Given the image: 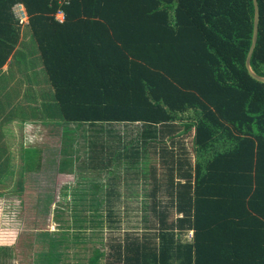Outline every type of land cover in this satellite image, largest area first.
Returning <instances> with one entry per match:
<instances>
[{
  "label": "trees",
  "instance_id": "obj_1",
  "mask_svg": "<svg viewBox=\"0 0 264 264\" xmlns=\"http://www.w3.org/2000/svg\"><path fill=\"white\" fill-rule=\"evenodd\" d=\"M16 4L54 90L49 116L65 124L57 175H75L81 162L71 124L88 155L81 165L110 174L109 196L121 182L113 165L143 175L139 162L151 152L166 168L163 185L153 171L150 193L156 224L147 231L158 243L126 235L108 264H264V83L245 67L253 1L0 0V68L20 41ZM257 4L250 68L264 78V0ZM115 124L139 130L130 143L114 134L112 153L96 132ZM190 132L191 156L180 140ZM163 188L167 201L156 198ZM189 231L185 244L175 238ZM101 257L96 250L89 264Z\"/></svg>",
  "mask_w": 264,
  "mask_h": 264
},
{
  "label": "rangeland",
  "instance_id": "obj_2",
  "mask_svg": "<svg viewBox=\"0 0 264 264\" xmlns=\"http://www.w3.org/2000/svg\"><path fill=\"white\" fill-rule=\"evenodd\" d=\"M59 15V14H58ZM57 15V16H58ZM61 16V15H59ZM20 41L17 46V55L14 57L13 68L16 73L10 77L0 80V115L2 120L10 118H20L23 115L20 101L37 104L38 94L45 95L51 101L54 97V90L48 81L49 87L43 91L30 92V82L42 79V83L47 80L46 72L39 71L42 64L37 44L27 29V26L19 27ZM16 46V47H17ZM21 63L27 66L30 72L34 67L37 73H28L24 76L22 67L16 64ZM18 68V69H17ZM15 76L17 80H15ZM12 83V87L9 84ZM40 83V82H39ZM25 85L28 90L22 89ZM34 93V95H33ZM19 97V98H16ZM37 96V97H36ZM5 98V99H4ZM55 99V98H54ZM32 106V107H33ZM39 113L33 109V115ZM40 118H31V122ZM5 121V120H4ZM24 117L17 120L18 133L28 130L29 140H37L36 147L42 149V166L39 171L26 172L19 170L16 165L15 170L7 171L3 175V186L0 187V264H89L96 250L102 252L103 257L99 259L98 264H108L111 262V246L116 242H123L126 235H133L143 238L147 235L151 238V243H158L152 231H147L155 226L151 204L153 199L150 195L154 186L153 171L162 185L165 184L166 168L160 163L157 156L148 152L142 156L139 162V175L131 174L126 171V165L123 163L120 171L115 172L114 165L109 168L121 177L117 185V194L109 196L107 193V183L110 174L107 169L98 172H91L85 169L81 162L85 161L87 153L83 150L81 143L80 129L75 133L76 148L80 149L79 160L75 165V175L61 176L57 175V162L62 157L61 146L56 139L50 138L47 134L35 132L37 129L32 126H26L22 130ZM182 122L176 126L181 127ZM109 126V125H108ZM103 126V133L96 132L97 143L104 141L110 145V152L114 153L117 140H113L114 134L124 136L132 130V137L124 139L128 143L137 136L139 126L115 124L110 127ZM69 128V127H68ZM72 128H70L71 130ZM100 130V127H99ZM110 130H113L112 136H109ZM107 131V132H106ZM27 132V133H28ZM121 133V134H120ZM192 135L189 133L183 137L181 144L189 151L191 156ZM90 136V135H89ZM102 138V139H100ZM27 139V138H26ZM90 139H93L91 136ZM170 138H166L169 143ZM177 137L174 138V141ZM22 143V142H21ZM17 144V142H16ZM26 156L28 166L32 164L28 159L34 158L35 163L39 164V157L28 149ZM145 159V161H144ZM1 167L3 165H0ZM138 166V165H137ZM84 168V169H83ZM135 169V168H133ZM108 170V171H109ZM126 176V178H124ZM93 183L99 184L96 190ZM161 185V186H162ZM107 191V192H106ZM164 193H157L156 198L167 201L168 196ZM113 202L116 207L109 204ZM110 208H112L110 210ZM113 211V213H112ZM116 218L117 223H110L109 215ZM177 216L171 212L170 220ZM175 238L185 244L191 239V234L176 233ZM4 248V249H1ZM3 251L8 255L3 256Z\"/></svg>",
  "mask_w": 264,
  "mask_h": 264
},
{
  "label": "crops",
  "instance_id": "obj_3",
  "mask_svg": "<svg viewBox=\"0 0 264 264\" xmlns=\"http://www.w3.org/2000/svg\"><path fill=\"white\" fill-rule=\"evenodd\" d=\"M21 43V41H20ZM20 46H17L12 55L9 57L8 61L3 65V67L0 68V80L5 79L6 77H10L11 75L16 73V76L19 77V74L16 72V70L13 68V61L14 57L17 55V50ZM17 67H22L24 76L28 73H37L36 68L32 69L30 72L27 69V66H23L21 63L16 64ZM18 69V68H17ZM44 70L43 65L41 64L39 71L41 72ZM15 76V80H17ZM40 80H36L35 83L32 81L30 82L29 91L35 92V91H43L44 89H47L49 87L48 79L42 83ZM40 82V83H39ZM10 87L14 86L12 83L9 84ZM22 89L27 91L28 88L25 85H22ZM53 90V89H52ZM34 95V93H33ZM38 96V97H37ZM36 97L38 98L36 101L37 104L33 106L32 103L23 101L22 99L20 101L23 115L20 116V118H8L2 120L0 115V187L3 186L4 181H2L3 175L7 173V171L15 170L16 165H19L20 171L25 172H36L39 171L42 166V149H39V147H36L37 140H29L28 134L32 136L28 132L30 128H28L25 131H22V133H18L17 131V120H20L24 117V121L22 122V130L26 128V126H34L37 130L35 132H39L45 136L47 134L50 136V138L56 139L58 144L62 143V139L64 138V131H65V124L63 121L60 120V117L58 114L54 117L49 116V110L51 108L57 107V102L55 101L54 97L52 96L51 101L48 100V98L45 95L38 94ZM2 98V96H0ZM16 98H19L16 96ZM5 99V98H4ZM2 106L0 102V107ZM33 106V107H32ZM33 109H37L39 113H35L33 115ZM40 118L39 120L31 122V118ZM79 125L77 124H71L70 128H72V131L76 132V128ZM139 126V125H136ZM28 132V133H27ZM118 133V132H117ZM121 134V133H120ZM122 135V134H121ZM129 136V137H128ZM122 138H131L132 133L129 131L128 133H125L124 136H121ZM27 138V139H26ZM167 138V137H166ZM17 142V144H16ZM22 142V143H21ZM61 146V145H60ZM28 149H31L33 153H36L39 157V164L35 163V159L31 158L28 159V162L31 163V166H28L26 163V156L29 153ZM177 216V215H175ZM188 234H191V239L193 238V232L189 231ZM191 239L187 240L190 241ZM4 249V248H1ZM7 251H3V256H7ZM91 262V260H90Z\"/></svg>",
  "mask_w": 264,
  "mask_h": 264
},
{
  "label": "water",
  "instance_id": "obj_4",
  "mask_svg": "<svg viewBox=\"0 0 264 264\" xmlns=\"http://www.w3.org/2000/svg\"><path fill=\"white\" fill-rule=\"evenodd\" d=\"M252 1L254 5L253 35H252L251 47L245 61V67L251 78H253L257 82L264 83V78L256 75L250 68V60L257 42V33H258V25H259V10H258L257 0H252Z\"/></svg>",
  "mask_w": 264,
  "mask_h": 264
},
{
  "label": "built area",
  "instance_id": "obj_5",
  "mask_svg": "<svg viewBox=\"0 0 264 264\" xmlns=\"http://www.w3.org/2000/svg\"><path fill=\"white\" fill-rule=\"evenodd\" d=\"M13 13L15 19L18 21V25L25 26L28 24V17L26 15L24 7L21 4H16L14 6ZM58 14L61 16H59ZM57 15H56V20L62 23L64 21V14L62 12H58Z\"/></svg>",
  "mask_w": 264,
  "mask_h": 264
}]
</instances>
